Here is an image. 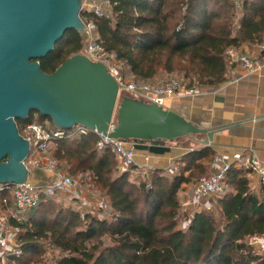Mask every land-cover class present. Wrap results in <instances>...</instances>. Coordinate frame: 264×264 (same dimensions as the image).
Masks as SVG:
<instances>
[{
	"label": "trees",
	"instance_id": "obj_1",
	"mask_svg": "<svg viewBox=\"0 0 264 264\" xmlns=\"http://www.w3.org/2000/svg\"><path fill=\"white\" fill-rule=\"evenodd\" d=\"M110 2L109 13L95 18L97 41L117 54L135 80L178 71L191 79L190 86L218 85L227 79V47L264 41V0L242 3L237 29L234 0ZM83 47V35L70 30L40 60L42 69L53 73ZM54 146V156L73 172L88 173L109 198L113 213L110 219L82 215L43 196L37 206L11 219L22 253L8 254V264H26L44 242L59 250L56 264H264V254L247 242L251 235H264V184L251 190L250 179L235 167L226 175V193L212 201L218 212L204 209L186 228L178 227L180 190L210 173L211 147L185 154L184 165L172 177L153 170L149 181L136 184L129 172H119L115 154L100 148L93 132Z\"/></svg>",
	"mask_w": 264,
	"mask_h": 264
},
{
	"label": "water",
	"instance_id": "obj_2",
	"mask_svg": "<svg viewBox=\"0 0 264 264\" xmlns=\"http://www.w3.org/2000/svg\"><path fill=\"white\" fill-rule=\"evenodd\" d=\"M83 1L0 0V184L28 178L24 160L30 143L17 121H27L34 112L61 129L82 125L105 135L114 121L110 137L153 154L168 152L193 134L207 135L202 148L212 146L213 131L138 98L124 96L115 121L118 83L103 63L82 53L53 73L42 69L40 60L70 30L83 33Z\"/></svg>",
	"mask_w": 264,
	"mask_h": 264
},
{
	"label": "built area",
	"instance_id": "obj_3",
	"mask_svg": "<svg viewBox=\"0 0 264 264\" xmlns=\"http://www.w3.org/2000/svg\"><path fill=\"white\" fill-rule=\"evenodd\" d=\"M246 0H234L237 9H241L242 3ZM252 1V0H247ZM111 7L110 0H84L82 3V20L84 22V47L80 51L93 62H101L107 68V71L115 78L118 83L119 95L129 93L138 99L147 103L165 106L170 97L178 94L192 96L198 92L196 86H190L179 77L157 78L148 81H139L127 79L120 73L121 61L117 54L109 52L97 41L98 34L96 30V17H104L109 13ZM264 50V41L256 45ZM228 58V66L236 67L247 73L255 72L263 66L259 58L252 55L246 45L227 47L225 51ZM19 131L30 143L28 156L24 164L28 170V178L21 183H3L0 184V257L6 259L8 254L20 255L22 250L14 240L13 232L18 229L10 225L13 218H18L20 214L37 206L43 196L48 198H57L69 190H77V183L68 173L62 172L61 162L52 151L57 141L67 138H78L88 132H93L99 137L100 148H110L115 154L118 162L119 172H132L138 167H143L146 178H149L153 168L148 165H140L137 161V149L132 143L124 142L120 139L109 136L113 131L115 122L112 121L108 133L93 131L82 125H75L71 129H61L57 126L50 128L47 122L25 121L19 126ZM25 131L26 134H23ZM246 151H238L233 154V162L224 163L220 155H215L213 165H219L217 171L199 178L191 192V201L193 208L189 210L185 207L179 210L175 217L179 228H186L196 212L204 209L210 212H216L213 199L223 196L227 191L225 182L226 175L231 167L241 170L244 174L252 173L258 178V182L264 184V165L256 157L244 160ZM149 160V154L145 156ZM46 172L47 179L40 182L33 181V172L36 170ZM75 198L79 194L75 193ZM186 215V217H182ZM182 217V218H181ZM15 235V234H14ZM248 244L258 253L264 254V235H251L247 240Z\"/></svg>",
	"mask_w": 264,
	"mask_h": 264
},
{
	"label": "crops",
	"instance_id": "obj_4",
	"mask_svg": "<svg viewBox=\"0 0 264 264\" xmlns=\"http://www.w3.org/2000/svg\"><path fill=\"white\" fill-rule=\"evenodd\" d=\"M246 46L249 52L263 63L261 69L247 73L236 67H228L227 79L224 82L214 86H198V92L192 96L178 94L170 97L164 108L173 110L192 123L213 131L211 148L215 155L222 157L224 163L233 162V154L245 150L244 160L256 155L264 165V50L258 49L256 45ZM157 78H160L159 75L154 77ZM194 135L201 136V139ZM194 135L186 140H197L200 143L198 147L192 144L193 147L189 148L179 144L162 154L137 151V161L140 165L147 163L153 170H160L164 175L174 176L178 166L184 165L182 158L188 150L203 147L202 142L207 135ZM148 154L149 160L146 161L145 156ZM218 168L219 165L212 163L210 172L217 171ZM140 173L145 176L143 167L136 168L130 175L134 177ZM245 175L250 179L251 190L259 191L261 184L258 178L252 173ZM47 176L46 172L36 169L33 172V181H43ZM193 187L192 183L183 184L179 193L180 209L186 207L189 210L194 207L191 201ZM76 192L81 196L79 201H84L86 198L84 193H79L78 190ZM104 205L111 208L108 197L104 198ZM99 217L110 219L103 215Z\"/></svg>",
	"mask_w": 264,
	"mask_h": 264
},
{
	"label": "rangeland",
	"instance_id": "obj_5",
	"mask_svg": "<svg viewBox=\"0 0 264 264\" xmlns=\"http://www.w3.org/2000/svg\"><path fill=\"white\" fill-rule=\"evenodd\" d=\"M211 8L217 9L215 7V5H211ZM239 11L240 10L238 9L236 17L234 18L235 26H236L235 29H237V24H238L239 17H240ZM250 47H253V46L251 45ZM120 73L122 74V76H124L127 79H130V78L134 79L133 75L130 73L129 68L126 65H124L123 63L120 64ZM159 77L162 79L169 78V77H179L187 83H190V81H191V79L186 77L184 75V73L178 72V71L173 72V73H166V72L162 71L161 73H159ZM124 96L136 98L129 93L120 94L119 100L117 101V104H116L114 118H113L115 121L117 118V113L121 107V99ZM33 120L37 121V122H41L40 114L38 112H34ZM45 121L47 122L48 127H50V128L55 127L53 122H51L49 120H45ZM22 132H23V134H26L25 131H22ZM194 137L201 139V136L194 135ZM186 139L187 138L181 139L175 143L177 145L180 144V146L185 145L189 148L193 147V145H195L196 147H198L200 145V143L197 140H186ZM54 147L55 146H53L52 151H54ZM60 162H61L60 167H61L62 172L68 173L70 176H72L74 178L75 182L77 183V187H76L77 190L79 191V193L83 192L84 193L83 195L86 196V198L84 201H79V199H76L74 195L77 192H76V190L73 189V190L66 191L63 194H60L59 197H57V198H53L52 200L55 202V204L58 207H61V206L73 207V208L79 210L82 215H84L86 213H90L91 215L97 216V217H99V215L100 216L103 215V216H108L111 218V215L113 213L112 209L110 207H108V208L104 207L105 206L104 205V198L106 197V195L101 190H99L97 187H95L92 184V182L89 179L88 173L83 172L81 169H79L76 172H73V169L69 165H67L64 160H60ZM182 166L183 165L178 166L176 173L180 172ZM129 177H131V179L134 182H136V184H139L142 181H149V178H146L141 173L136 174V176H134V177H132L131 175ZM97 201H99V202H97ZM182 217H186V215H183ZM180 222L181 221H179L177 223L180 224ZM17 233L18 232H16V233L13 232V236L15 237V239H14L15 241H16ZM106 242H109V240L107 238H106ZM59 255H60L59 250L52 247L48 242H44V244L41 248V252L38 255L32 256L30 258L28 257L27 258L28 262L26 264H56V261H57ZM0 264H8L7 259H4L3 256L0 257Z\"/></svg>",
	"mask_w": 264,
	"mask_h": 264
}]
</instances>
